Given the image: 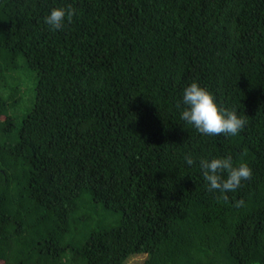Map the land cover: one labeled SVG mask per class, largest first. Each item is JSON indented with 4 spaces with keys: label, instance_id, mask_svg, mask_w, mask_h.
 <instances>
[{
    "label": "trees",
    "instance_id": "1",
    "mask_svg": "<svg viewBox=\"0 0 264 264\" xmlns=\"http://www.w3.org/2000/svg\"><path fill=\"white\" fill-rule=\"evenodd\" d=\"M194 81L237 136L180 120ZM0 113V264H264V0H0ZM229 154L224 199L199 160Z\"/></svg>",
    "mask_w": 264,
    "mask_h": 264
},
{
    "label": "clouds",
    "instance_id": "2",
    "mask_svg": "<svg viewBox=\"0 0 264 264\" xmlns=\"http://www.w3.org/2000/svg\"><path fill=\"white\" fill-rule=\"evenodd\" d=\"M72 7H57L50 10L44 22L52 31L61 30L66 22L70 23L76 15ZM181 121L195 129L199 134L208 136H237L246 126V119L236 110H230L218 103L216 96L198 82H192L183 89L182 99L177 103ZM184 163L192 166L196 160L191 154H186ZM199 168L210 191H218L224 199L227 193L235 192L243 181L251 178L253 172L246 163L234 165L232 156L226 155L211 159L199 160ZM226 175H222L225 174ZM243 201L238 202L242 204Z\"/></svg>",
    "mask_w": 264,
    "mask_h": 264
},
{
    "label": "rangeland",
    "instance_id": "3",
    "mask_svg": "<svg viewBox=\"0 0 264 264\" xmlns=\"http://www.w3.org/2000/svg\"><path fill=\"white\" fill-rule=\"evenodd\" d=\"M23 73H24L25 76H23L21 74L20 75L21 76L20 78H21V80H24L23 85L25 86L26 89L29 90V88H30V82H32V74H34V73L31 72L30 70H23ZM145 257H146L145 254H142V255L140 254L139 256H134V257L130 258L125 264H135V263L140 262L143 259H145Z\"/></svg>",
    "mask_w": 264,
    "mask_h": 264
},
{
    "label": "bare ground",
    "instance_id": "4",
    "mask_svg": "<svg viewBox=\"0 0 264 264\" xmlns=\"http://www.w3.org/2000/svg\"><path fill=\"white\" fill-rule=\"evenodd\" d=\"M202 25H204V24H202ZM155 64V63H154ZM153 65V64H152ZM156 67V66H155ZM155 69H159V68H155ZM163 70V69H162ZM140 84V83H139ZM72 85V84H71ZM145 86V85H144ZM139 87V86H138ZM141 87V86H140ZM152 89V88H151ZM62 96V95H61ZM59 102V101H58ZM160 102V101H159ZM65 104V103H64ZM157 105V104H156ZM176 106V105H175ZM156 107V106H155ZM165 108H167V107H165ZM80 110V109H79ZM163 110H164V108H163ZM160 111V110H159ZM168 112V111H167ZM163 113V112H162ZM1 114V113H0ZM166 114V113H165ZM63 117V116H62ZM3 119V118H2ZM36 128H38V127H36ZM45 131V130H44ZM43 131V132H44ZM14 134V133H13ZM30 138H31V136H30ZM48 144V143H47ZM156 148V147H155ZM14 150V149H13ZM28 150V149H27ZM158 150V149H157ZM164 154V153H163ZM146 155V154H145ZM145 157V156H144ZM138 158V157H137ZM36 159V158H35ZM39 159V158H38ZM152 160V159H151ZM20 162V161H19ZM138 162V161H137ZM136 162V163H137ZM151 162V161H150ZM63 163V162H62ZM67 163V162H66ZM66 163H65V165H66ZM143 164V163H142ZM144 165V164H143ZM49 166H51V165H49ZM62 166V165H61ZM108 166V165H107ZM126 168V167H125ZM111 169V168H110ZM159 170V169H158ZM58 171V170H57ZM160 172V171H159ZM24 173V172H23ZM59 173V172H58ZM106 173V172H105ZM122 173V172H121ZM49 175V174H48ZM69 175V174H68ZM124 175V174H123ZM117 177V176H116ZM148 178V177H147ZM119 179V178H118ZM135 179V178H134ZM1 182V181H0ZM31 183V182H30ZM165 184V183H164ZM146 187V186H145ZM14 188V187H13ZM15 189H16V187H15ZM146 190V189H145ZM24 202V201H23ZM16 205V204H15ZM14 205V206H15ZM107 207V206H106ZM17 208V207H16ZM2 209V208H1ZM18 210V209H17ZM14 211V210H13ZM18 212V211H17ZM7 215V214H6ZM7 224V223H6ZM4 225V226H7V225ZM9 235V234H8Z\"/></svg>",
    "mask_w": 264,
    "mask_h": 264
}]
</instances>
